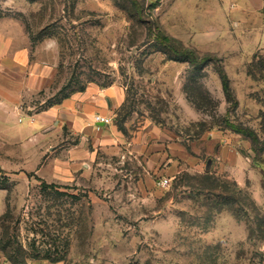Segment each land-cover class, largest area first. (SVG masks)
<instances>
[{
	"label": "rangeland",
	"instance_id": "rangeland-1",
	"mask_svg": "<svg viewBox=\"0 0 264 264\" xmlns=\"http://www.w3.org/2000/svg\"><path fill=\"white\" fill-rule=\"evenodd\" d=\"M136 1L0 0V39L55 68L50 84L22 101L21 115L88 83H117L125 90L116 117L123 132L127 122L130 135L147 123L165 141L214 133L235 149L173 174L166 166L145 171L126 149L84 157L69 173L47 157L39 170H17L0 139L7 264L16 250L19 264H264V148L226 125L248 127L264 141V46L241 56L233 21L209 17L208 2L219 0ZM160 35L218 61L194 67L159 44ZM62 145L54 147L56 163L66 160Z\"/></svg>",
	"mask_w": 264,
	"mask_h": 264
},
{
	"label": "crops",
	"instance_id": "crops-1",
	"mask_svg": "<svg viewBox=\"0 0 264 264\" xmlns=\"http://www.w3.org/2000/svg\"><path fill=\"white\" fill-rule=\"evenodd\" d=\"M208 4L209 17L217 15L225 19V24L231 20L237 27L236 32L241 35L238 43L245 48L241 56L264 46V0H219ZM254 26L257 30H252ZM243 30L247 31L246 35L241 33ZM54 74V66L30 61L25 45L0 39V139L12 153L10 158L14 159L17 170H39L38 165L43 157H47L46 161L55 168L60 169L63 165L71 173L84 163V157L91 158L98 153L118 156L126 149L139 155L145 171L166 166L167 170L174 171L173 174L189 169L195 163L198 167L205 155L220 157L235 149L229 141L222 143V136L214 133L205 140L188 141L176 137L165 141L161 138L162 129L155 131L157 129L147 123L130 135L133 130L127 122L124 123L126 132H123L116 125V117L125 99V90L117 83L106 86L88 83L40 112L21 115L22 101L42 91ZM96 115L110 117L111 122H97L94 120ZM61 142L59 152L64 153L66 160L56 163L58 159L54 158V152L57 149L54 147ZM0 264H7L2 257Z\"/></svg>",
	"mask_w": 264,
	"mask_h": 264
},
{
	"label": "trees",
	"instance_id": "trees-1",
	"mask_svg": "<svg viewBox=\"0 0 264 264\" xmlns=\"http://www.w3.org/2000/svg\"><path fill=\"white\" fill-rule=\"evenodd\" d=\"M132 1L135 4H137L136 0H132ZM157 40H158L159 44H161L162 46L167 48L168 51L171 54H173L175 57L188 61L194 67H199V66L205 64L206 62H208L210 60H217L218 61V58H216L215 56L206 55V56L200 57L192 49H189L186 47H181V48L176 47L172 43V39L169 36L160 35L157 37ZM219 77L221 80V85H222V89H223L224 94L226 95L227 98H232L233 95H232V91L230 89L229 78H228V75L222 66H220V68H219ZM226 125L229 129H231L237 133L246 134V135L251 136L254 147L256 148V150H260V149L264 148V141L259 140V137L254 130H252L248 127L235 125V124L228 122V121L226 122ZM44 186L45 187H48V186L54 187V185H44ZM18 254H19L18 250H16V252L13 254H11V253L8 254V257L10 258V260H11L10 262L12 264H19V262H17V260H16L18 257Z\"/></svg>",
	"mask_w": 264,
	"mask_h": 264
},
{
	"label": "built area",
	"instance_id": "built-area-1",
	"mask_svg": "<svg viewBox=\"0 0 264 264\" xmlns=\"http://www.w3.org/2000/svg\"><path fill=\"white\" fill-rule=\"evenodd\" d=\"M94 120L97 122H102L104 124H109L111 122V118L110 117H101L99 115H96L94 117ZM168 182L167 178H164L163 180L160 181V184L165 185Z\"/></svg>",
	"mask_w": 264,
	"mask_h": 264
}]
</instances>
